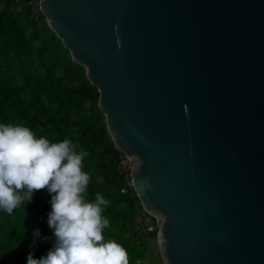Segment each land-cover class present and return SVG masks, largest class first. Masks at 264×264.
I'll return each mask as SVG.
<instances>
[{"label":"water","instance_id":"95a60500","mask_svg":"<svg viewBox=\"0 0 264 264\" xmlns=\"http://www.w3.org/2000/svg\"><path fill=\"white\" fill-rule=\"evenodd\" d=\"M97 88L164 264H264V0H40Z\"/></svg>","mask_w":264,"mask_h":264},{"label":"trees","instance_id":"16d2710c","mask_svg":"<svg viewBox=\"0 0 264 264\" xmlns=\"http://www.w3.org/2000/svg\"><path fill=\"white\" fill-rule=\"evenodd\" d=\"M98 96L84 68L71 60L41 12L0 0V124L28 127L37 138L52 143L68 139L77 152L86 151V199L93 201L100 193L110 201L102 212L109 220L105 241L123 246L128 264H141L148 253L145 239L154 235L144 232L136 194L121 192L119 150L97 105ZM50 200L47 190H40L13 214L0 210V264H27L29 253L40 259L53 247L55 237L47 223ZM37 229L39 237L34 236Z\"/></svg>","mask_w":264,"mask_h":264},{"label":"clouds","instance_id":"9594fccd","mask_svg":"<svg viewBox=\"0 0 264 264\" xmlns=\"http://www.w3.org/2000/svg\"><path fill=\"white\" fill-rule=\"evenodd\" d=\"M87 156L68 139L52 143L28 127L0 124V210L11 215L40 190L51 196L47 223L55 242L40 259L29 253L27 264H128L125 248L103 235L109 220L102 212L110 201L100 193L86 199Z\"/></svg>","mask_w":264,"mask_h":264},{"label":"built area","instance_id":"2783aa9c","mask_svg":"<svg viewBox=\"0 0 264 264\" xmlns=\"http://www.w3.org/2000/svg\"><path fill=\"white\" fill-rule=\"evenodd\" d=\"M16 3H24L29 7L33 12L40 11V0H14ZM132 169H133V159L130 155L119 151L117 157L116 170L118 175L121 177L123 185L121 187V192L126 194L129 191H133V182H132ZM138 216L141 222L144 225V232L148 235H154L155 238L157 228L160 222L158 215L149 214L145 208L138 201L137 203Z\"/></svg>","mask_w":264,"mask_h":264},{"label":"rangeland","instance_id":"374dc122","mask_svg":"<svg viewBox=\"0 0 264 264\" xmlns=\"http://www.w3.org/2000/svg\"><path fill=\"white\" fill-rule=\"evenodd\" d=\"M45 22H46V20H45ZM152 239H147V238L145 239L146 244L148 245V253L141 260V264H164L160 254H159V250H158L156 240H155V238H152ZM151 242H152V247H153L152 252L150 250L151 249Z\"/></svg>","mask_w":264,"mask_h":264},{"label":"crops","instance_id":"0c3cea01","mask_svg":"<svg viewBox=\"0 0 264 264\" xmlns=\"http://www.w3.org/2000/svg\"><path fill=\"white\" fill-rule=\"evenodd\" d=\"M151 239H152V238H151ZM152 240H153V239H152ZM153 243H154V242H153ZM152 248H153V247H152V242H151V249H150V250H151V252H152V250H153Z\"/></svg>","mask_w":264,"mask_h":264}]
</instances>
